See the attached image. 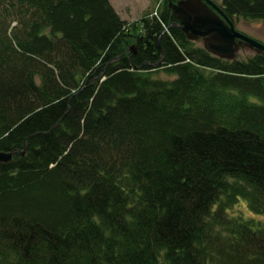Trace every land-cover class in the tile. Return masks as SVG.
Instances as JSON below:
<instances>
[{"label":"trees","instance_id":"1","mask_svg":"<svg viewBox=\"0 0 264 264\" xmlns=\"http://www.w3.org/2000/svg\"><path fill=\"white\" fill-rule=\"evenodd\" d=\"M155 1L0 0V264H264V52L217 57Z\"/></svg>","mask_w":264,"mask_h":264},{"label":"water","instance_id":"2","mask_svg":"<svg viewBox=\"0 0 264 264\" xmlns=\"http://www.w3.org/2000/svg\"><path fill=\"white\" fill-rule=\"evenodd\" d=\"M168 7L188 38L203 37L204 48L218 57L234 59L246 49L264 52V43L239 31L212 0H168ZM130 51L132 54L136 52L135 45L130 47ZM12 157V151L0 150V162H9Z\"/></svg>","mask_w":264,"mask_h":264},{"label":"rangeland","instance_id":"3","mask_svg":"<svg viewBox=\"0 0 264 264\" xmlns=\"http://www.w3.org/2000/svg\"><path fill=\"white\" fill-rule=\"evenodd\" d=\"M110 2L121 18L126 19L127 21H134L141 17L146 11L156 9L155 0H110ZM234 23L238 30L264 43V20L247 21L239 18ZM252 53H254L253 50L246 49L241 50L239 55H251ZM156 75L162 78L167 76L166 73L160 70ZM232 212L234 214L240 213L244 217H252L255 219H261L263 217L260 214H255L249 211L243 199H241L238 205L233 208Z\"/></svg>","mask_w":264,"mask_h":264},{"label":"bare ground","instance_id":"4","mask_svg":"<svg viewBox=\"0 0 264 264\" xmlns=\"http://www.w3.org/2000/svg\"><path fill=\"white\" fill-rule=\"evenodd\" d=\"M215 4H217L218 6H219V4L215 1V0H212ZM220 7V6H219ZM172 11V10H171ZM240 31V30H239ZM184 32V31H183ZM242 32V31H241ZM185 33V32H184ZM244 33V32H243ZM187 35V34H186ZM247 35V34H246ZM249 36V35H248ZM188 37V36H187ZM191 41H194V42H196L197 44H199V45H201L202 47H204V45H203V37H198V38H196V39H190ZM200 42V43H199ZM205 49V48H204ZM253 52L255 53V51L253 50ZM212 54V53H211ZM214 55V54H213ZM238 55H239V53H238ZM237 55V56H238ZM216 56V55H215ZM236 56V57H237ZM218 57V56H217ZM220 58H222V57H220ZM223 59H226V58H223ZM235 59V58H234ZM228 60H232V59H228ZM157 73V72H156ZM156 73H155V75H156ZM157 76V75H156Z\"/></svg>","mask_w":264,"mask_h":264}]
</instances>
